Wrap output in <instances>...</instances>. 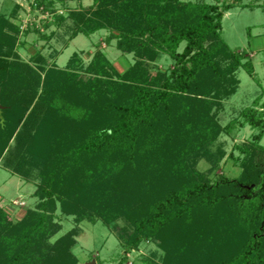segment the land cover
I'll list each match as a JSON object with an SVG mask.
<instances>
[{"label": "trees", "instance_id": "1", "mask_svg": "<svg viewBox=\"0 0 264 264\" xmlns=\"http://www.w3.org/2000/svg\"><path fill=\"white\" fill-rule=\"evenodd\" d=\"M95 1L93 17L68 18L70 39L108 30L107 41L134 57L122 72L105 51L87 64L74 52L66 68L38 50L24 61L13 51L19 28L0 17V163L41 179L37 204L19 221L3 218L0 206V264H78L79 228L50 241L62 215L113 228L123 218L122 260L152 241L160 264H264L261 94L226 125L218 115L240 87V68L260 84L252 57L223 37L226 12L254 4ZM165 58L172 68L158 67ZM239 120L259 131L235 159L239 173L209 181L190 170L195 155L216 162L221 135ZM78 172L97 185L83 190L87 201L77 211L62 202L58 212L56 194L70 195L66 186ZM115 197L119 207L109 204Z\"/></svg>", "mask_w": 264, "mask_h": 264}, {"label": "rangeland", "instance_id": "2", "mask_svg": "<svg viewBox=\"0 0 264 264\" xmlns=\"http://www.w3.org/2000/svg\"><path fill=\"white\" fill-rule=\"evenodd\" d=\"M184 1L213 3L217 0ZM242 2L254 5L244 8L237 6L226 12L223 20V37L231 47L245 50L252 56L256 69L255 76L260 79V84L244 68L237 71L241 81L240 87L229 100L225 101L224 108L218 113L223 125L233 120L238 115L239 109L251 105L258 95L261 94L259 106L264 102V93H262L264 90V0H242ZM97 6L95 0H0V17L2 16L3 20L8 19L14 28L16 26L19 28L13 51H17L24 61H29L38 50L50 54L51 65L66 68L74 52H82L87 64L95 58V53L105 51L114 66L122 72L132 64L134 57L131 54L122 55L113 45L114 43L107 41L108 30H101L88 36L78 34L70 39L72 35V21L68 19L71 18L70 15L79 11L83 14L80 15L81 17L90 18L93 17V11ZM165 60L158 63L160 69L174 66L171 59L165 58ZM79 129L83 131L82 126ZM258 132V129L248 123L241 124L239 120L234 128L221 135L219 140L223 143V149L220 155L217 154L219 158L217 157L216 162H212L207 156L195 155L191 158V163L186 164L184 160L186 156L182 154L183 163L188 167L190 164L192 167L190 170L209 181L217 179L220 175L236 176L241 168L235 159L243 154V147L252 141ZM260 143L264 145V136ZM262 167L264 169V162ZM34 179L12 173L0 163V206L3 218L16 222L24 216L27 209L34 208L38 201L35 191L41 183L40 178H37V181ZM95 182L92 174L76 173L65 190L72 192L70 193L72 196H67L61 191L56 194L57 211L60 212L63 203L66 206L71 204L77 211V204L80 207L87 201L83 190L91 189L94 184L97 185ZM53 185L54 189L58 188L57 184ZM101 188L103 189L102 186ZM77 196L78 203L73 201ZM115 200L116 197L111 198L109 204L115 203L117 207L122 205V201L119 204ZM87 206L84 205L83 208ZM60 220L62 229L50 237V241L55 242L56 238L69 230L79 228L77 241L72 247V253L77 257L78 264H160V259L152 255L159 250V246L152 241L143 242L137 250L125 254L126 259L122 260L124 250L120 245L117 229L125 224L123 218L113 223L116 228L108 226L102 219L97 222L88 220L80 222L76 221L74 215H62ZM34 237L37 241V234ZM154 260L156 262H153Z\"/></svg>", "mask_w": 264, "mask_h": 264}, {"label": "crops", "instance_id": "3", "mask_svg": "<svg viewBox=\"0 0 264 264\" xmlns=\"http://www.w3.org/2000/svg\"><path fill=\"white\" fill-rule=\"evenodd\" d=\"M245 4H248V3H245ZM238 7H240V6H238ZM242 8H244V7H242ZM232 10V9H231ZM228 12H230V11H228ZM250 56V55H249ZM250 57H252V56H250Z\"/></svg>", "mask_w": 264, "mask_h": 264}]
</instances>
